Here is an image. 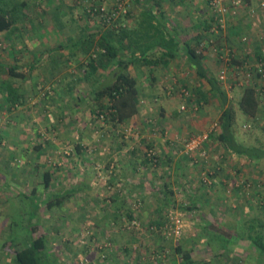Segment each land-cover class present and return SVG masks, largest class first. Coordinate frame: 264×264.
<instances>
[{"label":"rangeland","instance_id":"obj_1","mask_svg":"<svg viewBox=\"0 0 264 264\" xmlns=\"http://www.w3.org/2000/svg\"><path fill=\"white\" fill-rule=\"evenodd\" d=\"M16 1L21 2V0ZM26 1L27 5L20 12V19L15 24L13 33H0V84L9 79V65L17 64L31 68L26 77H15L13 80L14 83L20 85V91L22 92L21 100L18 104L12 105L6 102L3 97L4 92L0 88V127L2 126L3 130L7 132H14V126L20 127L15 124L17 116H21L22 113L26 114L28 111H38L37 118L42 120V124L45 125H42L36 119L37 122H33L35 123L33 128H37L39 138L42 142L48 144L51 150L46 154L47 160L45 163L43 161L36 163L38 170H35L34 173L35 182L39 185L40 177H42L40 172L48 168L52 170L53 174H64L57 175V178L54 179V188L72 189L83 178L85 189L83 192L76 191L72 196L70 195L61 206L56 205L44 210H37L36 207L38 208L39 206H33V204L40 203L36 199L38 197L42 198V204L47 205L48 197H50L47 192L44 195H37L36 198L33 196L14 198L11 194L0 195V208L4 206L7 209V211L5 209V212L0 209V218H5V222H7L4 228L1 227L0 236L6 237L0 238L1 240H8L10 247L18 239L21 241L19 242L20 244L28 243L30 238H26V233L31 229V218L34 216L39 219L41 217L40 212H42L41 223L46 225L45 231L49 252L52 256L58 257L57 260L60 264H95L97 261L108 264L110 262L109 253L114 247L110 239L113 236L110 237V233H123L122 238H165L170 243H175L177 242V237L172 235L168 237L161 228L165 214L172 208L180 211L188 225L186 227L187 231L185 229V233L183 232L184 234L180 238L188 235L194 228L192 222L195 219L190 207L194 206V208H197L195 204L203 202L204 210L202 211L199 208V210L197 209L198 212H196L202 217H204V214L208 217L210 213L206 210L212 207L211 204L213 202H209L208 199L204 198L206 196L205 193H209L213 189L221 191L220 194H215L216 204H218L217 208L219 209L217 217L220 224L212 225L215 220H210L211 222L207 219L203 220L204 223H207L209 229L220 231L221 234L223 233L230 238H239V234L244 231L243 221L257 214L264 219V159L255 160L236 153L225 155L221 151V147L217 145L219 142L214 135L205 145L204 151L192 157L184 154L192 162H189V167L193 168V172L187 179L189 180L188 188L192 195L190 194L185 203L176 201L175 205L170 203L167 206H160L159 208L161 209L157 211V216L154 217L158 223L159 221L161 222L159 226H155L153 220L146 221L139 216L141 227L138 230L130 228V222L125 220L126 215H124L111 217L108 227L103 226L96 231L95 214L97 209L99 205H109L108 198L113 192V183L112 181L110 182L111 171H109V166L107 167V157L112 153L109 146L114 140L113 132H116L117 139L119 137L129 139L134 146L137 145V142L141 143V138L146 141H151V139H149V136L141 137L142 133L140 132L136 134L127 122L115 125L105 120L104 116L97 117L96 112L98 113L101 107L100 101L95 100L92 93L95 86V74L88 77V67L84 63L88 54H83L80 46L75 48L77 51H73V54L71 50L68 53L66 51H56L58 53L52 54L50 59L41 60L44 58L42 54L49 49H54L55 46L65 45L68 48L85 33H100L108 30L111 27V23L105 25L99 15L95 16L93 14L95 11L92 10L98 4H95L94 0ZM102 3L106 8L113 7L117 3L124 5L125 9H127L126 12H122L117 18V24L121 26H127L129 16H131L133 11H137V8H140L134 3V0H104ZM257 3L258 1L256 0V4L252 6L255 7ZM207 5L209 8H204L203 17L202 15L200 17L196 16L197 10L202 9L199 6L196 7L197 9L192 7V13L188 15L189 20L187 19V23L193 24L194 29L191 43L197 46L202 40L205 41L206 47L203 49L204 56H207L205 63L213 62L217 65L209 71L215 75L225 89H228L230 102L234 105L237 113L234 129L238 140L250 146L258 145L264 148V89L261 90L262 103L260 110L253 117L246 116L239 104L245 84L237 86L228 83L232 80L237 81V78L239 84L242 81L246 83L244 80L246 74L244 75L241 69L240 73L235 77L236 72L234 70H239L238 65L235 64L229 67L226 59L220 58V50H216L218 44L222 45L223 42L225 46L233 47L236 50L233 56H242L251 52L254 47L253 41L259 38L264 41V10L259 9L256 16L249 15L247 9L240 10L236 16L228 15L225 17V29L220 31L217 28L219 33H216L217 31L209 32L202 27L204 17L212 13L209 4ZM171 6L173 7V5ZM247 24H249V29L243 30V27L247 26ZM239 26H242V29L236 30ZM233 30H236V32H232ZM198 31L200 32L198 33ZM190 35L192 34H187L189 40L192 37ZM246 38H249L248 42L243 41ZM227 49H224L225 53ZM70 52L71 55L69 54ZM225 53H222V55ZM66 54H68L67 57L65 56ZM207 61L209 62L207 63ZM182 65H180L181 68L178 66L180 68L179 75L178 73L167 74L165 84L150 82L147 73L140 75V86L149 95V97H143V101L141 100L140 110L143 113L140 118L142 119V124L145 125L158 123L160 127L166 126L167 119L159 111L161 110V104L165 103L166 99L167 101L173 100L178 107L173 106L174 109H172L173 107L171 106V110L170 107H167L175 120L173 125L180 121L184 126H186L185 124L189 126L186 133L181 132L172 137H170V134L166 136L163 134L164 136L162 137L172 140L174 144L181 146V148L177 146V149L183 150L182 143L184 144L187 138L194 133L209 128L213 122L218 121L221 114V106L218 98L212 94H209L206 100L197 94L196 90L201 87L204 92H207L208 86L210 87L209 83L198 78L194 71L187 68L185 64ZM222 69H226L228 72L229 80L227 82L219 78ZM181 75L184 76L183 79L187 77L186 82L184 81L185 83L182 82ZM145 77L147 79H144ZM173 82H176V84H173ZM181 87L190 90V96L182 95ZM159 99L162 103H160ZM181 104L192 105L197 107V109L193 110L192 106L188 109H182ZM20 107H27V109H21L18 112L17 109ZM13 110L14 112L11 113ZM136 116L139 118V112ZM22 128L26 132L32 127L30 124L24 123ZM32 133H36V131ZM137 135L138 138L136 139ZM11 137L10 135L5 136L4 133L0 135V148H2L1 145L6 146L3 142L5 140L7 142ZM79 144L82 146L81 151L77 150V145ZM147 144L144 147V153H147L148 149L153 148L159 154V150L155 145ZM210 146L212 149H210ZM95 148L101 153L100 156L104 160H102L105 164H103L104 167L101 162L95 161L96 156H98V154L95 155ZM4 149H2L3 152L5 151ZM204 152H207V154H204ZM212 152L216 153L215 157ZM36 154H39L37 148ZM3 155L4 153H1L0 159L3 158ZM167 166H170V163L159 162L153 168H161L164 172L167 170ZM40 167L43 169L41 170ZM59 168L61 169L58 170ZM217 177H220L221 181L215 183ZM99 179H101V183ZM95 180L101 185H98V183L95 185ZM202 192L203 194L200 195ZM223 193L224 197L222 198ZM2 197L7 199V201L3 202ZM140 198L133 197L130 199L132 203L138 199L141 200V206L136 210L146 204L145 200L142 197ZM190 199L194 200V202ZM34 201L37 202L34 203ZM181 203L182 205H180ZM220 220L225 223L222 224ZM10 235L13 236L10 237ZM212 236L213 238H218L215 235ZM206 238L209 237L207 236ZM5 244L7 245V243ZM5 253L9 252L5 251ZM9 254L7 260L4 259V256L0 259V264L16 263L15 259H11ZM95 255L100 260L95 259ZM263 255L264 252L260 250L259 254L252 258H259L264 262Z\"/></svg>","mask_w":264,"mask_h":264},{"label":"crops","instance_id":"obj_2","mask_svg":"<svg viewBox=\"0 0 264 264\" xmlns=\"http://www.w3.org/2000/svg\"><path fill=\"white\" fill-rule=\"evenodd\" d=\"M157 1L160 2L162 9L161 13L158 14L159 15L158 20H164V23L171 27V31L174 32V34L177 36V40H179L180 42L179 45L180 51L179 53H177L176 57L172 59V61H170L168 64L160 63L158 65L151 66L142 63H137V64L132 63L130 65L131 74L136 77V79L139 82V86H140V75L145 73H147V76H149L150 82H154L155 84H159V83L163 84L166 81L165 77H167V74L178 73L179 75V71L181 68L180 65L185 64L187 68H189L190 70L192 69L194 71V74L198 78L207 81L206 79L201 78L197 75L195 69L193 68V64L190 62L189 57L185 55L184 51L181 49V45L183 44V42L193 41V36H194L193 24L187 23V19L189 20L188 15L192 13V7H194L195 9H197L196 8L197 6L202 8L197 10L198 13L196 12L197 13L196 16L198 15L200 17V15H202L203 17L205 12L204 8L205 7L207 8L208 7L207 4H209L208 0H157ZM134 3L137 4V0H134ZM248 4L251 6L255 5L256 0L255 1L249 0ZM171 5H173V7ZM243 9L245 10L247 8H243ZM208 15H206L205 17H207ZM140 16H141L140 11H133L131 16H129V23L126 26V28L134 29L135 26H137V21L140 20ZM185 24L187 25L185 26ZM202 27H204V25ZM240 28L242 29V26L237 27L236 30ZM243 28H244L243 30H248L249 24H247V26ZM236 30H233L232 32H236ZM199 32L200 31H198V33ZM189 33L192 34L190 35L192 36L190 40L187 37V34ZM234 43L236 42L234 41ZM125 44L128 46V41ZM60 47H62V45H59L57 47L55 46L54 49L52 48L47 50L45 53L42 54V57L44 58L41 60L50 59L51 58L50 56L58 50L66 51L67 53L68 51L71 50L69 47L67 48V46L62 48L63 50H60L61 49ZM158 49L160 50V48ZM69 54L71 55V52ZM72 54H73V50H72ZM65 56L67 57L68 54H66ZM206 57L207 56H204L203 63L208 70H211L212 68L217 66L213 62H209V61H207V63L208 62L209 63L206 64L205 63L207 59ZM178 66L180 68H178ZM181 77L182 79L184 78L183 75H181L180 78ZM186 78L183 79L182 82L184 81L186 82L187 80ZM144 79H147V77H145ZM18 85L19 84H17V86ZM140 89L142 94L140 97V103H142L143 97L144 98L147 96L149 97V95L143 91L141 86ZM210 89L211 86L210 87L208 86L207 91H210ZM19 93L20 94L22 93L20 91V85H19ZM3 97L5 98V93H3ZM160 103H162L161 100ZM165 103L163 102L161 104V110L159 111V113H161V115L165 119H167L166 126L160 127L158 126L159 125L158 123H150L146 125L142 124L141 122L142 119L140 118L143 113L140 110L141 104H139V118H137L136 116L131 120L127 121V123L130 124L131 128L133 129L134 132H136V134L140 132L142 133L140 135L141 137L149 136V139H151V141H146L145 139L141 138V143L137 142V145L134 146L133 142L129 141V139H125L124 137L122 138L119 136H118L119 139H117L116 132H113L114 140L112 143H110L109 146L112 153L107 157L108 159L107 167L109 166V171H111L110 182L112 181L113 183L112 186L113 192L111 193V195H114L116 197L117 195L116 193L119 190H121L120 191L121 193H119V195H124L127 198V205L129 206H132L130 204L131 198L142 197L143 200H145L146 204L144 205V207H141L139 208V210H136V213L138 212L137 214L138 217L140 216L141 218H144L146 221L155 220L154 217L157 216V211L161 209L159 207L162 205V201L165 198L166 199L168 198L169 202L183 201V203H185L187 202L188 198L190 197V194L192 193L188 188L189 180H187L189 176L192 175L193 172V168L189 167V162L190 163L192 162L189 161V158L184 155L183 150L180 149L181 146L174 144L172 140H168L167 138L164 139L162 137L164 136L163 134H165V136L167 134H170L171 135L170 137H172L180 134L181 132L186 133V130L188 129L189 125L185 124L186 126H184V124L180 121L176 125H173L174 124L173 121L175 120L171 112H169V110L167 109V107H170L171 110V106L176 107L177 104H175L173 100L167 101V99ZM191 106L192 105H189V107ZM174 107L172 109H174ZM21 109L22 110L27 109V107H20L17 109V111L19 112L21 111ZM13 112L14 110L11 113ZM17 117L18 118H16L15 124L19 125L20 127L14 126L13 128L14 132H7L6 130H3L2 126L0 127V133H1L0 135L4 133L5 136H9V135L12 136L7 142L6 140L5 142H3V144H5L6 146L1 145L2 148H0V158H1V153H4L3 158L0 159V195L2 196V195L11 194L14 196V198L15 197L18 198L20 196H27V197L33 196L36 198L37 195L39 194L44 195L45 192H47L50 195L48 199L51 200L52 197L50 194L51 190L60 193L61 192L63 193V190L72 191V189L74 188L65 189L63 187H59L61 190L59 188H54L53 185L54 179L57 178V175H60L62 173L53 174L52 170L48 168H45V170L40 172L41 173L40 175H42V177H40L39 185H37V183L34 180L35 170L36 171L38 170L37 169L38 165L36 163H39L41 161L45 163V161L47 160L46 154H48V151L51 150L50 146L45 142H42V140L39 138V133L37 132V128H33L35 126V123L33 122H37L38 120L42 124L43 121L37 118L38 111L36 110L28 111L26 114L22 113L21 116L19 115ZM24 123L30 124L32 128L25 132L22 128ZM35 131L36 133H32ZM150 132H152V134L155 135L152 136ZM150 136L152 137L150 138ZM137 138L138 135L136 136V139ZM95 143L97 142L95 141ZM147 143L152 146L155 145L156 148L159 150L158 152L160 155L161 162L170 163V166H167V170H165L164 172L162 171L161 168L155 169L149 163L147 162H145L146 164L143 163L145 160L144 147L146 146ZM217 145L221 147V151L224 152L225 155L229 153L226 151V148L223 146L222 143L219 142L217 143ZM177 146L180 148L177 149ZM36 148L39 150V154H36ZM2 149H4L5 151L3 152ZM96 149L97 148H95V155L98 154V156H96L95 161H98V163L101 162L103 165L104 160L100 156L101 153ZM210 149H212L211 146ZM212 155L215 157L216 153L212 152ZM40 169L42 170L43 168L40 167ZM60 169L61 168H59L58 170ZM46 171H51L52 173L50 189H48L44 184V173ZM99 181L101 183V179H99ZM219 181H221V178L217 177L215 183ZM96 183H98V185H101L99 182L95 180V185ZM77 185L85 186V183L83 182V178H81L80 182ZM220 192L221 191H216V189H213L210 190L209 193H205L206 196L204 199H208L209 202H213V204H211L212 206L211 208L207 210L205 209L210 213L208 217L206 216V214H204V217H202V215H199L197 213L199 208H201L202 211L204 210L203 202L200 204L196 203L195 205H197V208H194V206L190 207V210L193 211L194 214L193 216L195 218L192 224L199 225L205 219L209 221L215 220L212 225L220 224V222L218 221L219 218L217 217V213L219 212V209L217 208L218 204H216L217 199L215 198V194L216 193L220 194ZM202 194L203 192L200 195ZM223 197H224V193L222 198ZM36 199L41 202L40 210H44L45 208L50 209L49 206L42 204L43 203L42 198L37 197ZM110 200L111 198L110 199L108 198L109 205H105V206L99 205L97 209V213L95 214L96 231H98V229H100L103 226L108 227V222L110 218L117 216V209L115 206H113L112 200L111 201ZM190 200L194 202V200L192 199ZM2 201L5 202L7 201V199L2 197ZM180 205H182V203ZM103 207L106 208L103 209ZM0 209H3V211L5 212L6 207L1 206ZM40 213L42 217V212ZM41 217L39 219L33 217L34 218L33 222L38 221L42 226L43 231H45L46 225L41 223L42 221ZM220 221L222 224L225 223L222 222V220ZM6 223L7 222H5V218L4 219L0 218V231H1V227L4 228L6 226ZM187 226L188 225H186V227ZM185 229H186L185 231H187V228ZM33 234L35 235L34 232ZM109 235L110 237L113 236V238L110 239L111 242L114 244V247L113 250H111V252L109 253L108 258L110 262H108V264H185L183 263L180 254L176 253V247L179 244L178 240L175 243H170L169 240L165 238H122L123 233L120 232H114V234L110 233ZM0 238H6V237L0 236ZM182 239L183 238H181L180 240L182 241ZM189 241L192 242L191 243L192 245L190 244L187 245L185 249L191 250L192 259L195 261L192 264H264V262L261 261L259 258L256 259L252 258L253 256H257L260 250L257 249V247L248 238H188L186 242ZM7 242L8 241L6 239L3 240L0 239V243H1L0 259L3 258L4 256V259L7 260L8 254L10 253L9 254L10 258L11 259L14 258L16 262L15 254L13 253V251H10L9 249H7L8 247H5L4 245ZM5 251L9 253H5ZM95 259L100 260L96 255H95ZM15 264H17V262ZM95 264H103V263L97 261V263Z\"/></svg>","mask_w":264,"mask_h":264},{"label":"trees","instance_id":"obj_3","mask_svg":"<svg viewBox=\"0 0 264 264\" xmlns=\"http://www.w3.org/2000/svg\"><path fill=\"white\" fill-rule=\"evenodd\" d=\"M94 1L95 4L97 3L98 5L93 9L95 11L93 14H95V16L99 15L100 17L102 3L100 0ZM246 1L248 4L249 0ZM26 5V0H21V2L16 0H0V33H13L15 24L20 19V12L23 11ZM137 5L140 7L137 8V11H140L141 16L134 29L126 28L125 25H118L117 19H115L111 22V27L108 28V30L100 33H85L79 40L68 46L71 51H76L75 48L80 46L82 48V53L88 54L87 60L84 63L85 66L88 67V77L95 74V86L92 93L95 100L98 102L100 101L99 104L101 107L98 113L96 112L97 117L104 116L105 120L115 125L131 120L136 117L139 112L140 97L142 94L138 80L130 72V65L132 63H142L151 66L160 63L168 64L180 51V42L177 40V36L174 32L171 31V27L165 24L164 20H158V14L162 11L160 2L157 0H137ZM252 7L254 6L248 4L247 10L251 16L254 15V13H252ZM97 8L98 10L96 11L95 9ZM108 9L110 10L111 7ZM101 20L105 25L109 24L105 18ZM203 20L205 21L203 25L206 31L214 32L213 27L218 23L214 13L212 12L207 17H204ZM220 31H223V29ZM260 39L261 38L258 39L259 41L255 40L256 42L253 41L254 47L251 52L242 56H233L236 50L233 47L225 46L223 42L222 45L218 44L216 48L220 50L219 54L221 55L225 53V48L230 50L229 67L235 64L239 67V70H234L236 72L235 77L240 73L241 69L244 75L246 74L244 79L246 83L242 81L241 84H239L238 78L236 79L237 81L232 80L228 83L237 86H243L245 84L239 99V104L242 112L248 117L255 116L260 110L262 103L261 90L264 89V41ZM248 40L249 38H246V40L243 41L248 42ZM127 41L128 46L125 44ZM203 42L205 41L202 40L197 46L192 45L191 42H183L181 49L184 51L185 55L189 57L197 75L206 79L211 86L210 91L207 92H204L202 87L197 89V94L206 100L211 93L214 97H217L220 102L221 114L218 119L220 128L215 134V137L223 144L226 151L229 153L245 155L255 160L264 159L263 147L258 145H246L238 140L234 129L237 117L236 109L230 102L228 89H225V87L219 83L215 75L211 74L203 63L204 50L198 52L199 46ZM64 47L65 45L60 47V50H63L62 48ZM158 48H160V50ZM220 58L222 59V57ZM30 69V67H23L17 64L8 66L9 79H6L0 84L1 91L5 93L6 102L12 105H16L20 102L21 94L19 93V85L17 86L18 83H14L13 80L15 77H26ZM173 84H176V82H173ZM81 149L82 146L80 144L77 145V150L81 151ZM144 158L145 160L143 163L147 162L152 167L157 166L159 162H161L159 154L157 161L149 158L147 153H144ZM51 180V171H46L44 173V184L48 189L51 187ZM84 189V185H77L72 191L63 190V193L51 190L50 194L52 197L51 200L48 201L47 206L51 208L56 205H61L70 195L72 196L76 191L83 192ZM120 191L121 190L116 193L117 195L115 194L116 197L114 195L109 197V199L111 198L112 200L113 206L117 209V217L126 215L125 220L128 221L135 217L138 218L136 213L137 207L133 206L134 203L131 201L132 206L127 205V198L124 195H119V193H121ZM165 199L162 201L161 206H167L170 203H174L175 205L174 201L169 202L167 198V202ZM35 202L37 201H34V203ZM35 205H38L39 207H36V209L40 210L41 202L39 204H33V206ZM33 217L31 218V229L26 233V238H30V241L25 244H20L19 242L21 241L18 239V241L16 240V243L14 242L11 244L12 247H10L8 245L9 241L7 240V245L4 244L5 247L13 251L17 264H60L57 260L58 257L52 256L49 252L46 231H43L38 221L33 222L35 218ZM160 223V221L158 223L156 220H153L155 226H159ZM242 225L244 231L242 234H239V238L250 239L257 249L264 252V219L257 214L243 221ZM207 226V223H200L199 225L193 224V230L190 231L188 235L183 236L182 241L180 240L181 236L176 238L179 243L176 247V253L180 254L183 263L192 264L195 262L192 259L191 250L185 249L187 245H192V242H186L188 238H206L207 236L213 238L212 235L218 238H230L223 233L221 234L220 231L217 232L212 228L209 229ZM12 236L10 235V237Z\"/></svg>","mask_w":264,"mask_h":264},{"label":"built area","instance_id":"obj_4","mask_svg":"<svg viewBox=\"0 0 264 264\" xmlns=\"http://www.w3.org/2000/svg\"><path fill=\"white\" fill-rule=\"evenodd\" d=\"M101 3L104 0H100ZM258 4L256 7H252V13L256 16L257 12L259 9L264 10V0H257ZM209 6L216 16V19L218 20L217 25L213 27L214 31H217V28L225 29V17L230 15V16H236L239 14L240 10L243 8H248V4L246 0H208ZM96 11L98 10L95 9ZM102 12L100 13V17L105 18L107 23H111L115 19H117L122 12H126L127 9H125L124 5L122 3H117L115 7H111V11L103 6V3L101 5ZM94 11V10H92ZM205 49V42H203L199 49L198 52L203 51ZM217 50V49H216ZM218 51V50H217ZM222 58L226 59V62L230 60V50L227 49L226 53L224 55H221ZM219 78L227 82L229 76L228 72L226 69H222ZM181 94L185 95L186 97L190 96L191 92L190 90H187V88L181 87L180 89ZM188 109L191 108L189 107L188 104H183L182 109ZM193 110H196L197 107H193ZM220 128L219 121L213 122L209 128L194 133L191 135L189 138H187L183 144V153L192 157L197 153H200L201 151H204L205 145L211 140L212 136H214ZM204 154H207V152H204ZM147 155L149 158L153 159L154 161H157L158 153L155 149L150 148L147 150ZM206 156V155H204ZM135 207H140L141 206V200L138 199L134 202ZM130 228H135L139 229L141 227V224L139 222V218L135 217L132 220L129 221ZM186 222L183 217V215L180 213L175 208L170 209L164 216L161 224V228L166 232L167 235H172L174 237H180L185 228H186ZM169 233V234H168Z\"/></svg>","mask_w":264,"mask_h":264}]
</instances>
